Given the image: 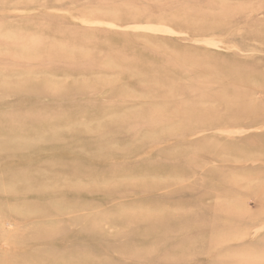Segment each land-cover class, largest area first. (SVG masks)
<instances>
[{
	"label": "rangeland",
	"instance_id": "obj_1",
	"mask_svg": "<svg viewBox=\"0 0 264 264\" xmlns=\"http://www.w3.org/2000/svg\"><path fill=\"white\" fill-rule=\"evenodd\" d=\"M1 83L0 264H264V0H0Z\"/></svg>",
	"mask_w": 264,
	"mask_h": 264
},
{
	"label": "bare ground",
	"instance_id": "obj_2",
	"mask_svg": "<svg viewBox=\"0 0 264 264\" xmlns=\"http://www.w3.org/2000/svg\"><path fill=\"white\" fill-rule=\"evenodd\" d=\"M163 13H164V12H163ZM164 15H165V13H164ZM164 15H162V16H164ZM154 17H155V16H154ZM163 18H164V17H163ZM156 19H158V17H156ZM164 19H165V18H164ZM154 20H155V18H154ZM159 23H160V22H159ZM164 23H165V22H164ZM167 23H168V22H167ZM85 50L87 51V49H85ZM85 50H84V52H85ZM88 50H89V49H88ZM91 51H92V53H94L96 50L91 49ZM93 51H94V52H93ZM88 52H89V51H88ZM58 53H61V52H58ZM89 53H90V52H89ZM92 53H91V54H92ZM63 54H64V53H63ZM66 54H67V53H65V55H66ZM79 54H81V53H79ZM91 54H90V55H91ZM107 54H109V53H107ZM71 55L73 56V54H70V56H71ZM115 55H116V53H115ZM84 56H86V55H84ZM88 56H89V55H88ZM107 56H110V55H107ZM107 56H106V57H107ZM128 56H129V55H128ZM130 56H131V55H130ZM80 57H81V55H80ZM68 58H70V61H72V60H71V57H68ZM104 58H105V57H104ZM104 58H103V59H104ZM129 58H130V57H129ZM72 59H73V57H72ZM91 59H92V58H91ZM108 59H109V58H108ZM112 59H113V58H111V60H112ZM193 59H194V58H193ZM68 60H69V59H68ZM82 60H83V59H82ZM93 60H94V59H93ZM97 60H98V59H97ZM106 60H107V59H106ZM126 60H127V59H126ZM134 60H135V59H134ZM70 61H69V62H70ZM131 61H132V60H131ZM131 61H130V62H131ZM73 62H74V63H77L78 61H77V62L73 61ZM80 62L82 63V61H80ZM96 62H97V61H95V63H96ZM98 62H99V61H98ZM107 62H108V60H107ZM112 62H113V61H112ZM134 62H135V61H134ZM134 62H133V63H134ZM70 63H72V62H70ZM90 63H92V62H90ZM171 63H172V62H171ZM86 64H88V63L86 62ZM129 64L132 65V63H129ZM193 64H194V63H193ZM197 64H198V63H197ZM91 65H92V64H91ZM104 65H105V64H104ZM112 65H113V64H112ZM182 65H183V64H182ZM184 65H185V64H184ZM69 66H70V65H69ZM73 66H74V65H73ZM85 66L87 67V65H85ZM124 66H125V65H124ZM182 67H183V66H181V68H182ZM184 67H185V66H184ZM70 68H71V67H70ZM81 68H82V67H81ZM89 68H90V67H89ZM151 68H152V67H151ZM179 68H180V67H179ZM82 69H83V68H82ZM128 69H130V67H128ZM135 69H137V68H135ZM184 69H185V68H184ZM68 70H69V68H68ZM87 70H88V69H87ZM91 70L93 71L94 69H91ZM131 70H134V69H131ZM186 70H187V69H186ZM98 71H100V70H98ZM119 71H120V70H119ZM119 71H118V72H119ZM152 71H153V70H152ZM157 71H158V70H157ZM159 71H160V70H159ZM82 72H83V71H82ZM116 72H117V71H116ZM135 72H137V71H135ZM153 72H154V71H153ZM161 72H164V71L161 70ZM64 73H65V72H64ZM72 73H74V72H72ZM80 73H81V72H80ZM133 73H134V72H133ZM158 73H159V72H158ZM62 74H63V73H62ZM100 74H101V75H100ZM102 74L104 75L105 73H99V75L101 76V78H102V76H103ZM122 74H124V73H122ZM130 74H132V72H130ZM159 74H160V73H159ZM60 75H61V74H60ZM60 75H59V76H60ZM64 75H65V74H63V76H64ZM83 75H84V74H83ZM90 75H91V74H90ZM90 75H89V76H90ZM92 75H93V74H92ZM92 75H91V76H92ZM97 75H98V73H97ZM107 75H108V74H107ZM115 75H116V73H115ZM117 75H118V73H117ZM126 75H127V73H126ZM133 75H134V74H132V76H133ZM135 75L137 76V74H135ZM142 75H143V74H142ZM168 75H169V74H168ZM84 76H86V74H85ZM110 76H112V75H110ZM113 76H114V75H113ZM118 76H119V77H120V76H121V77H124V76H122V75H118ZM129 76H131V75H129ZM138 76H139V75H138ZM143 76H144V75H143ZM154 76H155V73H154ZM157 76H158V75H157ZM159 76H160V75H159ZM103 77H104V76H103ZM168 77H169V76H168ZM62 78H63V77H62ZM99 78H100V77H99ZM116 78H117V77H116ZM102 79H103V78H102ZM107 79H108V78L105 77V80H107ZM113 79H114V78H113ZM128 79H129V78H128ZM133 79H134V78H133ZM158 79H159V77H158ZM43 80H44V78H43ZM63 80H64V79H63ZM117 80H118V79H117ZM125 80H126V79H125ZM125 80H124V81H125ZM45 81H47V79H46ZM83 81H84V80H83ZM110 81H112V80H109V83H110ZM144 81H145V80H144ZM49 82H51L50 79H49ZM115 82H116V80H115ZM90 83H91V82H90ZM106 83H107V82L105 81V85H106ZM113 83H114V81H113ZM127 83H129V82H127ZM131 83H132V82H131ZM42 84H43V83H42ZM47 84H48V82H47ZM59 84H60V83H59ZM78 84H79V82H78ZM84 84H85V82H84ZM115 84H116V83H115ZM45 85H46V84H45ZM87 85H88V84H87ZM110 85H111V83H110ZM110 85H109V86H110ZM119 85H120V84H119ZM135 85H136V84H135ZM1 86H2V83H1L0 87H1ZM43 86H44V85H43ZM63 86H64V83H63ZM109 86L107 85V87H109ZM112 86H113V84H112ZM127 86H128V85H127ZM58 87H61V86H58ZM58 87H56V88H58ZM81 87H82V86H81ZM83 87H86V86H83ZM94 87H95V86H94ZM114 87H116V86H114ZM43 88H45V87H43ZM68 88H69V87H68ZM68 88H67V89H68ZM71 88H72V87H71ZM73 88L75 89V88H77V87H73ZM78 88H79V87H78ZM78 88H77V89H78ZM109 88H110V87H109ZM118 88H119V87H118ZM118 88H116V89H118ZM120 88H121V87H120ZM168 88H169V87H168ZM45 89H46V88H45ZM58 89H59V88H58ZM58 89H57V90H58ZM60 89H61V88H60ZM67 89H66L65 91H68ZM110 89H111V88H110ZM113 89H114V88H113ZM116 89H114V90H116ZM46 90H47V89H46ZM46 90H45V92H46ZM69 90H70V89H69ZM71 90H72V89H71ZM127 90H128V89H127ZM135 90H137V89H135ZM141 90H142V89H141ZM47 91H48V90H47ZM81 91L84 93L83 89H82ZM110 91H111V90H110ZM118 91H119V93L121 92V90H119V89H118ZM122 91H123V90H122ZM131 91H132V90H131ZM142 91H143V90H142ZM51 92H52V91H51ZM51 92H49V93H51ZM58 92H60V91H57V92H55V93H58ZM69 92H70V91H69ZM85 92H86V91H85ZM123 92H124V91H123ZM125 92H126V90H125ZM129 92H130V91H129ZM143 92H144V91H143ZM60 93H61V92H60ZM88 93H89V92H88ZM109 93H110V92H109ZM58 94H59V93H58ZM61 94H62V93H61ZM81 94H82V93H81ZM125 94L128 95V92H126ZM130 94H132V93H130ZM52 95H53V94H52ZM54 95H55V94H54ZM54 95H53V96H54ZM118 95H119V94H118ZM121 95H122V93H121ZM123 95H124V93H123ZM132 95H133V94H132ZM135 95H136V94H135ZM49 96H50V95H49ZM61 96H62V95H61ZM112 96H113V95H112ZM128 96H129V95H128ZM128 96H127V97H128ZM133 96H134V95H133ZM133 96H132V99L134 100L135 98H134ZM113 97H114V96H113ZM116 97H117V96H116ZM123 97H126V96L124 95ZM47 99H48V98H47ZM115 99H117V98H115ZM136 100H137V98H136ZM138 100H139V98H138ZM52 101H53V100H52ZM59 101H60V100H59ZM64 101H65V100H64ZM117 101H118V100H117ZM202 102H203V101H202ZM118 103H120V101H119ZM109 105H110V104H109ZM118 105H119V104H118ZM201 105H203V104H201ZM204 105H205V104H204ZM119 106H120V105H119ZM133 106H134V104H133ZM135 106H136V105H135ZM154 106H155V105H153V107H154ZM156 106H157V105H156ZM113 107H115V106H113ZM117 107H118V106H117ZM127 107H128V106H127ZM58 108H59V107H58ZM154 109H155V108H154ZM155 110H156V109H155ZM202 110H203V109H202ZM202 110H200V111H201V112L205 111V110H203V111H202ZM58 111H60V108H59ZM58 111H57V113H59ZM180 111H181V110H180ZM182 111H183V110H182ZM35 112H36V110H35ZM41 112H42V111H41ZM43 112H45V110H43ZM48 112H49V111H48ZM48 112H47V113H48ZM36 113H37V112H36ZM45 113H46V112H45ZM7 114H8V113H7ZM7 114H6V115H7ZM37 114H39V112H38ZM10 115H12V114H10ZM32 115H33V114H31L30 116H32ZM34 115H35V114H34ZM40 115H41V114H40ZM43 115H44V113H43ZM43 115H42V116H43ZM52 115H53V114H52ZM107 115H108V114H107ZM53 116H54V115H53ZM53 116H50V117H53ZM32 117H34V116H32ZM42 119H43V118H42ZM47 120H48V118H47ZM5 122H6V120H5ZM65 122H66V121H65ZM68 122H70V121H68ZM68 122H67V123H68ZM8 123H10V122H8ZM51 123H54V122H51ZM59 123H61V122H59ZM6 124H7V122H6ZM49 124H50V123H49ZM62 124H64V123H62ZM62 124H61V125H62ZM68 124H69V123H68ZM65 125H66V124H65ZM65 125H63V126L65 127ZM9 126L11 127L12 125H9ZM47 126H48V125H47ZM50 126H51V125H50ZM50 126H49V127H50ZM52 126H53V125H52ZM66 126H67V125H66ZM34 127H37V126H34ZM53 127L55 128V126H53ZM56 127H57V126H56ZM58 127H59V125H58ZM64 127H60V128H64ZM38 128H39V127H38ZM23 130H24V129H23ZM49 130H50V128H49ZM51 130H52V129H51ZM45 131H46V130H45ZM47 133H49V132H47ZM54 134H55V133H54ZM60 134H62V133H60ZM60 134H58V137H56V138H59V136H61ZM45 135H46V134H45ZM49 135H50V134H49ZM52 135H53V134H52ZM52 135H51V137H47V138H49V139H50V138L53 139ZM62 135H63V134H62ZM46 136H47V135H46ZM53 136H54V135H53ZM61 137H62V136H61ZM13 139H14V138H13ZM18 139H19V138H18ZM49 139H48V141H49ZM14 140H15V139H14ZM14 140H13V141H14ZM43 140H44V138H43ZM59 140H62V139H59ZM15 141H17V140H15ZM15 141H14V142H15ZM55 142H56V141H55ZM40 143H42V142H40ZM22 144H23V143H22ZM1 145H3V144H1ZM26 145H27V144H26ZM26 145H25V146H26ZM29 145H30V144H29ZM29 145H28V146H29ZM89 145H90V143H89ZM91 145H94V144L91 143ZM19 146L21 147L20 144H19ZM22 146H23V145H22ZM36 146H37V145H36ZM36 146H35V147H36ZM45 146H46V145H45ZM49 146H50V144H49ZM62 146H64V145H62ZM62 146H61V148H62ZM65 146H66V145H65ZM78 146H79V145H78ZM78 146H77V148H78ZM87 146H88V145H87ZM33 147H34V146H33ZM35 147H34V148H35ZM81 147H82V146H81ZM84 147H85V146H84ZM18 148H19V147H18ZM22 148H24V147H22ZM25 148H26V147H25ZM27 148H28V147H27ZM74 148H76V147H72V149H74ZM15 149H16V148H15ZM19 149H20V148H19ZM29 149H30V148H29ZM87 149H88V148H87ZM0 150L2 151V146H0ZM13 150H14V149H13ZM20 150H21V149H20ZM20 150H19V152H20ZM52 150H53V149H52ZM89 150H90V149H89ZM120 150H121V149H120ZM16 151H17V150H16ZM26 151H27V150H26ZM122 151H123V150H122ZM13 152H14V151H13ZM19 152L17 151V153H19ZM92 152H93V151H92ZM0 153H1V152H0ZM7 153H8V152H6V154H7ZM85 153H86V152H85ZM89 153H90V152H89ZM10 154H11V152H10ZM15 154H16V152H15ZM90 154H91V153H90ZM93 154L96 156L95 153H92V156H93ZM11 155H13V153H12ZM152 155H153V154H152ZM90 156H91V155H90ZM95 158H96V157H95ZM97 158L100 160L99 157H97ZM98 159H96V160H98ZM146 159H147V158H146ZM88 160H89V159H88ZM90 160H91V159H90ZM94 160H95V159H94ZM103 162H104V161H103ZM43 165H44V164H43ZM52 165H53V166H56V164H55V165L52 164ZM44 166H45V165H44ZM47 166H48V165H47ZM39 167H40V166H39ZM39 167H37V168H39ZM65 167H66V166H65ZM40 168H41V167H40ZM45 169L47 170V168H44V171H46ZM51 169H52V168H51ZM56 169H58V168L56 167ZM56 169H55V170H56ZM59 170H60V168H59ZM29 171H30V170H29ZM40 171H41V170H40ZM47 171H48V170H47ZM57 171H58V170H57ZM30 172H31V171H30ZM36 172H37V170H36ZM41 172H42V171H41ZM71 172H72V171H71ZM32 173H33V172H32ZM55 173H56V172H55ZM55 173H54V174H55ZM41 174H42V173H41ZM43 174H44V173H43ZM79 174H80V173H79ZM34 175H35V174H34ZM44 175H45V174H44ZM44 175H43V176H44ZM32 176H33V175H32ZM38 176H39V175H38ZM56 176H57V174H56ZM59 176H60V175H59ZM97 176H98V175H97ZM40 177H41V175H40ZM61 177H62V176H61ZM12 178H13V177H12ZM12 178L10 179V181L12 180ZM32 178H33V177H32ZM43 178H44V177H43ZM58 178H59V177H58ZM58 178H56V179H58ZM70 178H72V177H71L70 174H68V179H70ZM93 178H94V177H93ZM95 178H97V177H95ZM15 179H16V178H15ZM15 179L13 178V181H14V182L17 180V179L15 180ZM25 179H26V178H25ZM37 179H38V178H37ZM47 179H48V178H47ZM56 179H55V180H56ZM77 179H79V178L77 177ZM83 179H84V178H83ZM17 181H18V180H17ZM23 181H25V180L23 179ZM47 181H49V180H47ZM47 181H46V182H47ZM51 181H52V180H51ZM62 181H63V180H62ZM66 181H70V183L73 182L72 180H66ZM80 181H81V178H80ZM84 181H86V180H84ZM88 181H90V180L88 179ZM99 181H100V179H99ZM26 182H29V181H26ZM52 182H53V181H52ZM52 182H50V183H52ZM74 182H75V181H74ZM8 183H9V182H7V185H9ZM10 183H12V182H10ZM22 183H23V182H22ZM24 183H25V182H24ZM24 183H23V184H24ZM44 183H45V182H44ZM55 183H56V181H55ZM88 183H89V182H87L86 184H88ZM4 184H6V183H4ZM17 184H19V183L17 182ZM45 184H46V183H45ZM56 184H57V183H56ZM60 184H61V182H60ZM84 184H85V183H84ZM63 185H64V184H63ZM67 185H69V184H67ZM67 185H65L64 188H71L70 185H69V187H66ZM77 185H78V184H77ZM14 186H15V185H14ZM16 186H17V185H16ZM47 186H48V185H47ZM52 186H54V185L52 184ZM12 187H13V183H12ZM41 187H42V185H41ZM75 187H77V186H75ZM14 188H15V187H14ZM39 188H40V186L38 187V189H39ZM48 188H49V187H48ZM40 189H42V188H40ZM44 189H45V186L43 185V190H44ZM71 189H73V187H72ZM71 189H70V190H71ZM77 189H78V188H77ZM46 190H47V189H46ZM6 191H7V190H6ZM15 191H16V190H15ZM15 191H14V193H16ZM26 191H28V190H26ZM32 191H33V189H32ZM39 191H40V190H39ZM45 192H46V191H45ZM14 193H13V194H14ZM17 193H18V191H17ZM76 193H78V191H77ZM29 194H31V193H29ZM32 194H33V193H32ZM34 194H35V193H34ZM16 195H18V194H16ZM20 195H23V193L20 194ZM25 195H26V194H25ZM25 195H24V196H25ZM78 195H79V194H78ZM90 195H92V194H90ZM5 196H6V195H5ZM11 197H12V196H11ZM14 197H16V196H14ZM14 197H13V198H14ZM15 199H16V198H15ZM16 200H17V199H16ZM48 204H51V203H48ZM63 204L65 205V203H63ZM52 205H53V204H51V206H52ZM56 205H57V204H56ZM48 206H49V205H48ZM51 206H50V207H51ZM54 206H55V205H54ZM54 206H52V207H54ZM67 207L69 208L70 205H68ZM120 207H121V206H120ZM25 208H26V207H25ZM62 208H63V207H62ZM72 208H74V207H72ZM26 209H27V208H26ZM28 209H29V208H28ZM57 209H59V208H57ZM63 209H64V208H63ZM59 210H60V209H59ZM67 210H69V209H67ZM65 211H66V209H65ZM69 211H70V210H69ZM71 211H72V210H71ZM7 212H8V211H7ZM9 212H10V211H9ZM54 212L57 213L58 210H56V211H54ZM60 212H61V211H60ZM60 212H59V213H60ZM62 212H63V211H62ZM59 213H57V214H59ZM67 213H68V211L66 212V214H67ZM60 214H61V213H60ZM5 215H6V212H5ZM7 215H8V214H7ZM64 215H65V214H64ZM64 215H63V216H64ZM49 216H50V215H49ZM49 216H47L46 219H48V218L51 217V216H50V217H49ZM61 216H62V215H61ZM100 216H102V214H101ZM107 216H108V215H107ZM10 217H11V215H10ZM53 217H55V216H53ZM53 217H52V218H53ZM55 218H56V217H55ZM6 219H7V218H6ZM101 219H102V218H101ZM0 220H1V219H0ZM2 220H3V219H2ZM14 220H15V219H14ZM18 220H19V219H18ZM16 221H17V219H16ZM98 221H99V220H98ZM98 221H96V223H97ZM102 221H103V220H102ZM18 222H20V221H18ZM100 222H101V221H100ZM40 223H44V224H45V222H39L38 225H40ZM1 224H2V223H1ZM54 224H55V222H54ZM51 225H53V224H51ZM36 226H37V223H36ZM43 226H44V225H43ZM43 226H42V227H43ZM45 226H46V224H45ZM34 227H35V226H34ZM39 227H41V226H39ZM48 228H49V227H48ZM43 229H44V228H43ZM28 230H29V229H28ZM36 231H37V230H35V232H36ZM204 242H205V241H204ZM29 260H30V259H29ZM31 261H32V260H31ZM33 264H34V263H33Z\"/></svg>",
	"mask_w": 264,
	"mask_h": 264
}]
</instances>
